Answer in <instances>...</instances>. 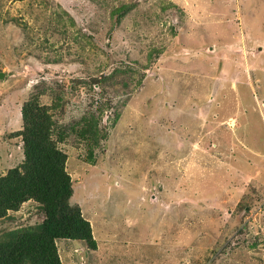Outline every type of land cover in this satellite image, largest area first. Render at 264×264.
Wrapping results in <instances>:
<instances>
[{
	"label": "rangeland",
	"instance_id": "374dc122",
	"mask_svg": "<svg viewBox=\"0 0 264 264\" xmlns=\"http://www.w3.org/2000/svg\"><path fill=\"white\" fill-rule=\"evenodd\" d=\"M29 97L97 243L55 239L61 264H264V0H0V172Z\"/></svg>",
	"mask_w": 264,
	"mask_h": 264
},
{
	"label": "trees",
	"instance_id": "16d2710c",
	"mask_svg": "<svg viewBox=\"0 0 264 264\" xmlns=\"http://www.w3.org/2000/svg\"><path fill=\"white\" fill-rule=\"evenodd\" d=\"M122 8L115 7L114 11L122 14ZM48 108L37 97L22 103V128L11 135L20 138L22 160L0 174V218L18 210L27 200L38 202L44 218L33 226L12 231L0 241V264H61L54 242L57 238L84 241L91 249L97 246L89 220L79 205L69 202L72 183L65 170L67 156L53 139ZM82 120V136L94 139L96 121L84 116Z\"/></svg>",
	"mask_w": 264,
	"mask_h": 264
},
{
	"label": "crops",
	"instance_id": "0c3cea01",
	"mask_svg": "<svg viewBox=\"0 0 264 264\" xmlns=\"http://www.w3.org/2000/svg\"><path fill=\"white\" fill-rule=\"evenodd\" d=\"M7 162H8V161H7ZM2 164H4V162H3ZM16 164H17V163H16ZM4 172H5V171H2V172H0V174H1V173L3 174Z\"/></svg>",
	"mask_w": 264,
	"mask_h": 264
}]
</instances>
